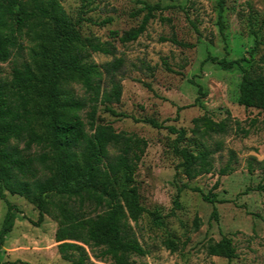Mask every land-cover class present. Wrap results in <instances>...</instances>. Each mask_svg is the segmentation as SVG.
Returning <instances> with one entry per match:
<instances>
[{
	"label": "trees",
	"instance_id": "obj_1",
	"mask_svg": "<svg viewBox=\"0 0 264 264\" xmlns=\"http://www.w3.org/2000/svg\"><path fill=\"white\" fill-rule=\"evenodd\" d=\"M137 2L142 5L131 14L140 15L138 23L120 34L110 31L123 44L136 40L156 17L171 22L170 17L161 14L169 5ZM84 5L82 2L73 16L61 0H0V62L11 64L8 72L0 65V198L6 204L0 226V248L13 227L16 209L6 199L8 192L35 207L36 223L44 216L56 222L57 252L70 264H99L91 257L109 264H139L132 256H144L147 250L133 232L130 221L137 222L146 212L156 226L163 224L158 209L148 210L141 204L135 183L147 141L117 131L111 123L97 118L100 109L112 116L129 117L113 107L122 95L124 60L115 56L113 41L82 31L83 21L94 25L112 21L111 17L100 21L84 17ZM222 8L223 0H218V23L223 33ZM252 33L254 44L248 57L228 60L208 54L205 60L223 69L239 67L242 73L237 103L264 110V52L254 57V52L264 45V18ZM160 39L191 46L175 34ZM94 53L113 58L97 63ZM205 95L198 85L194 104L203 112L191 119L189 130L164 125L153 117L141 119L174 134L169 146L179 160L176 169L187 180L213 169V155L224 146L220 137L232 127L228 112L217 119L204 106ZM239 130L248 133L247 129ZM234 157L229 150L220 174L233 170ZM247 169L253 172L251 161ZM259 169L264 177V160ZM217 186L215 181L212 188ZM255 188L264 190V184L258 183ZM201 195L213 204L211 216L216 218L214 204L222 199L212 191ZM177 197L178 194L173 200L175 208L180 206ZM194 228H198L197 218ZM165 244L171 250L176 249L172 239ZM206 251L227 259L236 256L232 238L226 235L209 242Z\"/></svg>",
	"mask_w": 264,
	"mask_h": 264
},
{
	"label": "rangeland",
	"instance_id": "obj_2",
	"mask_svg": "<svg viewBox=\"0 0 264 264\" xmlns=\"http://www.w3.org/2000/svg\"><path fill=\"white\" fill-rule=\"evenodd\" d=\"M143 1L169 5L161 14L170 17L171 22H162L156 17L136 40L123 44L113 38L110 31L120 34L138 23L140 15L131 14L142 5L137 0H61L73 16L84 2V17L96 21L112 18L104 25L83 21L81 28L85 33L113 41L115 56L123 58L122 95L113 107L129 117L112 116L100 109L97 118L111 123L117 131L132 133L147 141L135 183L141 204L148 210L158 209L163 224L156 226L146 212L137 222L130 221L133 232L147 250L146 255H133L132 259L139 264H264V190L255 188L258 183L264 184L259 169L264 160V110L245 108L237 103L242 73L239 67L223 69L205 60L208 54L228 60L248 57L254 44L252 29H257L264 18V0H223V33L218 23V0ZM172 34L191 46L160 39ZM259 47L254 52L255 58L264 52V45ZM112 58L93 54L97 63ZM0 65L8 72L11 64L6 61ZM198 85L206 92L202 98L204 106L217 119L228 112L232 127L220 137L224 146L213 155V169L187 180L176 169L179 160L169 146L174 134L166 128H154L141 119L153 117L164 125L189 130L191 119L203 112L194 104ZM239 128L247 129L248 133L243 134ZM229 150L235 156L233 170L220 174ZM249 161L253 172L247 169ZM215 181L218 186L212 188ZM209 191L222 199L214 204L216 218L211 216L213 204L203 200L201 195ZM177 194L180 206L175 208L173 200ZM5 196L16 209L13 227L0 248V264H70L57 252L56 222L44 216L36 223L38 212L32 204L8 192ZM5 211L6 204L0 198V226ZM195 218L198 219L197 229L194 228ZM222 235L232 238L236 256L231 259L212 256L206 251L207 244ZM167 239L174 241L175 250L166 246Z\"/></svg>",
	"mask_w": 264,
	"mask_h": 264
}]
</instances>
